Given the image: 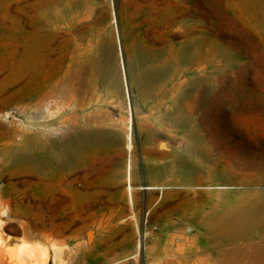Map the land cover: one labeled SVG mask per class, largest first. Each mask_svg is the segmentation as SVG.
I'll return each mask as SVG.
<instances>
[{"label":"rangeland","instance_id":"rangeland-1","mask_svg":"<svg viewBox=\"0 0 264 264\" xmlns=\"http://www.w3.org/2000/svg\"><path fill=\"white\" fill-rule=\"evenodd\" d=\"M25 22L40 29L28 74ZM34 132L36 175L7 158ZM67 140L89 143L72 164ZM254 190L264 0H0V264L31 248L17 264H237L223 252L264 238ZM213 209L258 223L217 236Z\"/></svg>","mask_w":264,"mask_h":264},{"label":"bare ground","instance_id":"bare-ground-1","mask_svg":"<svg viewBox=\"0 0 264 264\" xmlns=\"http://www.w3.org/2000/svg\"><path fill=\"white\" fill-rule=\"evenodd\" d=\"M39 30L40 29L38 28V26H34L33 24L31 25L29 22H25V24L23 25V28H22V45H21V47H22V52H21L22 53V67H23L24 72L26 74H28L29 72L32 73L34 70L38 69L37 67H38ZM56 93H57L56 90L49 88V90H47L45 93H42V94L38 95L36 98H34V99L32 98L30 100L35 101L36 104H38V103L40 104L42 101L48 100V97H53ZM66 93H68V92L66 91ZM32 96L33 95H31V97ZM40 135L37 132H34L32 134L28 133V135L24 136V138L22 140V144H21V146H22L21 151L12 152L10 149H7V153H8L7 158H9L8 163L11 164V166H18V167L24 168L27 171H31L34 175H36L37 173H40L44 168L43 165L41 164L40 161H38L37 158H35L34 156H32L30 154L32 152L28 153V151H27V149L30 148L33 145V143H36L37 141L43 140V138ZM88 145H89V143H87L86 140H81V141L77 142L76 144L74 141L72 142V140H67L65 142V147H66L67 153H70V156H71L70 162L73 160L72 156L74 154L79 153V152H84L88 148ZM129 145H130V143H129ZM42 148L43 147H41V149ZM40 155H42V154H40ZM5 161H6V158H5ZM70 162L68 161L67 163L70 164ZM43 164H44V162H43ZM71 164H72V162H71ZM50 165H51V163H50ZM70 166L71 165H69V167ZM52 170L53 169H51V171ZM129 170H130V167L128 166L127 167V178H128ZM42 173H43V171H42ZM148 188H153V187L149 186ZM133 189H134V187L131 185V183H129L128 187H127V199L131 205H134V202H135ZM193 192H195V191H193ZM247 195H248V199L245 201V204L247 206H250L251 215H252V213L254 214L255 212L259 211V213H262L260 223L264 222V191H260V190L248 191ZM233 208H231V209H233ZM202 210H203V208H202ZM202 210H201V216L207 214V215H209V218L210 217L212 218L210 220L206 219L204 221L205 222L204 228L206 230L210 229V230L214 231V233L217 236H225L229 239L237 236L240 231H243V232H244V230L247 231V229H249L252 226H255V224L258 223V222L256 223V219L252 220L253 218H251V215L248 213L247 214L250 216H247L245 218L243 216L244 213H242L243 215H239V216L235 215L234 216V215H229V213L227 212L226 214L224 213V216H223L222 214L220 215V213L215 211V209H213L212 211L209 210V211L203 212V213H202ZM3 213L8 215L7 210H5ZM259 217H260V214H259ZM254 218H255V216H254ZM258 226H259V224H258ZM0 243H1V241H0ZM250 248H253L251 253L243 252L241 250L224 251L222 254V258L226 262L230 261V262H235L237 264H264V238L260 239V241L257 244L252 245ZM34 251H35V248H31L27 251H23L19 254L18 258L11 255V257L7 263L8 264H17V262L25 261V259L28 257L32 258ZM41 253H42V255L46 254V252H44V250L43 251L41 250ZM242 256H244V257H242ZM241 257L244 259H241Z\"/></svg>","mask_w":264,"mask_h":264}]
</instances>
